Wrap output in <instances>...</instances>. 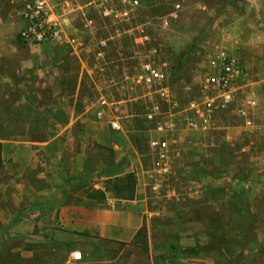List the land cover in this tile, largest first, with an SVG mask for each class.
I'll return each instance as SVG.
<instances>
[{
	"label": "rangeland",
	"instance_id": "374dc122",
	"mask_svg": "<svg viewBox=\"0 0 264 264\" xmlns=\"http://www.w3.org/2000/svg\"><path fill=\"white\" fill-rule=\"evenodd\" d=\"M32 1L0 0L21 60L0 61V264L89 250L6 226L35 220L67 183L64 200L100 201L88 195L105 186L113 198L128 174L146 244L115 264H264V0H46L62 32L41 45L18 39ZM220 53L241 68L228 104L206 81ZM147 64L163 79L149 81ZM91 244L82 260L120 249Z\"/></svg>",
	"mask_w": 264,
	"mask_h": 264
},
{
	"label": "crops",
	"instance_id": "0c3cea01",
	"mask_svg": "<svg viewBox=\"0 0 264 264\" xmlns=\"http://www.w3.org/2000/svg\"><path fill=\"white\" fill-rule=\"evenodd\" d=\"M20 20L25 24L23 12L20 14ZM11 14H1L0 12V61H21L17 56L20 50L19 42L15 40L11 33ZM17 55V56H16ZM264 94V92H263ZM249 102L252 99L250 94L247 96ZM52 139L51 142H54ZM50 144V143H48ZM48 146V145H46ZM67 170H64V175ZM59 171V174H61ZM102 184V185H101ZM100 185L103 186V183ZM74 189L73 184L67 183L64 187H60L59 197L50 201H45L37 205L36 219L30 220L25 214L20 219L11 221L6 226L5 235L12 236L11 230H15L18 226L21 235L41 242L48 243L51 241H61L67 245L80 243L81 245H91L89 250H81L80 247L73 248V251L66 252L63 264H115L123 254L129 252L131 242L134 240L137 232L145 227L146 210L143 204L134 196L133 200H123L116 196L113 198L108 193H104L105 197L100 201H90L84 198V202L77 204L74 200H64L61 195L70 194ZM53 193L58 195V190ZM90 201V202H89ZM33 216V215H32ZM61 225L63 228H57ZM9 227H12L11 230ZM31 227V228H30ZM34 227H38L39 231H34ZM8 232V234H6ZM4 238V237H3ZM6 240V238H5ZM103 241H112L123 243L124 246L118 249L113 259H83L93 250V244L102 243ZM30 242V241H27ZM37 242V241H36ZM105 244V243H104ZM118 245V244H110ZM119 246V245H118ZM1 249V246H0ZM28 252L24 256V261L20 264H35L31 261V255ZM73 252H80L81 259L75 261L72 259Z\"/></svg>",
	"mask_w": 264,
	"mask_h": 264
},
{
	"label": "built area",
	"instance_id": "2783aa9c",
	"mask_svg": "<svg viewBox=\"0 0 264 264\" xmlns=\"http://www.w3.org/2000/svg\"><path fill=\"white\" fill-rule=\"evenodd\" d=\"M137 1L133 4L137 5ZM62 6H65L63 4ZM120 17H128V12L123 11L119 13ZM23 17L25 24L18 32V39L26 44L41 45L49 44L56 41L61 34L60 25L58 23V15L54 14L46 0H35L26 3L23 11ZM219 61L214 65V72L206 79L211 87L220 91V98L224 103L228 104L232 101V90H230L233 82L239 78L241 74V68L238 60L233 57H228L224 53H220L216 56V60ZM144 72L148 77V80H162L163 74L152 68L147 64L144 66ZM207 111L212 112L214 108V99H208L206 101ZM241 113L245 115V111ZM114 127H117L116 123H113ZM151 146L159 150L160 157H163L166 150V142L153 141ZM71 257L75 261L81 259L80 252H73Z\"/></svg>",
	"mask_w": 264,
	"mask_h": 264
},
{
	"label": "trees",
	"instance_id": "16d2710c",
	"mask_svg": "<svg viewBox=\"0 0 264 264\" xmlns=\"http://www.w3.org/2000/svg\"><path fill=\"white\" fill-rule=\"evenodd\" d=\"M1 139H3V138L0 137V140ZM0 160H1V144H0ZM103 188L106 189V186ZM104 189H101L94 194H89L88 197L98 199V200H102V199H104V191H103ZM109 189L110 190L113 189L114 193L116 194V197L119 199L133 200L134 194H135L134 175L128 174L126 176L125 181L122 184L113 186ZM145 238H146V230H145V227H143L137 232L134 240L131 242V246L132 247H134V246L139 247V240H142V241L146 240ZM143 242L146 244L145 241H143ZM102 243H105V244H114L115 243V244H118L120 246V249L124 246L123 243H116V242H112V241H103L102 240Z\"/></svg>",
	"mask_w": 264,
	"mask_h": 264
},
{
	"label": "water",
	"instance_id": "95a60500",
	"mask_svg": "<svg viewBox=\"0 0 264 264\" xmlns=\"http://www.w3.org/2000/svg\"><path fill=\"white\" fill-rule=\"evenodd\" d=\"M102 185V184H101Z\"/></svg>",
	"mask_w": 264,
	"mask_h": 264
}]
</instances>
